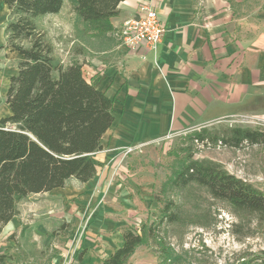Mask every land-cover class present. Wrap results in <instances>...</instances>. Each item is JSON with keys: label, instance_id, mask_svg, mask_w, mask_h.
Listing matches in <instances>:
<instances>
[{"label": "rangeland", "instance_id": "1", "mask_svg": "<svg viewBox=\"0 0 264 264\" xmlns=\"http://www.w3.org/2000/svg\"><path fill=\"white\" fill-rule=\"evenodd\" d=\"M230 2L240 16L264 25V0ZM38 25L65 65L73 61L89 65L108 42L116 41L115 29L92 38L69 1L59 14L44 17ZM16 62L15 58L8 62L12 71ZM236 127L264 130V120L222 121L202 129L222 137ZM202 129L127 146L135 151L122 158L103 146L94 159L98 173L91 185L71 179L63 191L31 195L18 205L13 227L0 234V255L8 257L6 264H101L122 246L126 231L140 233L145 228L152 229L153 238L128 264H246L264 257V223L253 216L238 219L228 205L196 184L180 193L169 188L163 192L189 153L193 160L222 165L264 192V145L232 148L188 139ZM110 152L106 162L103 156ZM169 201L174 202L175 222L165 220Z\"/></svg>", "mask_w": 264, "mask_h": 264}, {"label": "trees", "instance_id": "2", "mask_svg": "<svg viewBox=\"0 0 264 264\" xmlns=\"http://www.w3.org/2000/svg\"><path fill=\"white\" fill-rule=\"evenodd\" d=\"M11 14L5 29L7 48L19 56L18 72L10 78L6 104L11 114L0 120V234L18 216V205L31 195L65 188L71 179L86 184L97 176L94 157L114 123L113 100L89 83L83 63L65 65L40 31L38 22L59 14L69 1L85 32L99 39L114 31L112 19L125 0H1ZM4 46H0L3 49ZM192 142L264 145V130L227 129L222 137L206 129L188 136ZM197 140V141H195ZM163 187L180 193L190 185L205 188L228 205L238 219L253 216L264 223V192L211 161L183 158ZM166 205L165 220L177 221ZM152 229L128 230L123 244L101 264H128L137 249L153 238ZM8 257L0 255V264ZM246 264H264L256 256Z\"/></svg>", "mask_w": 264, "mask_h": 264}, {"label": "crops", "instance_id": "3", "mask_svg": "<svg viewBox=\"0 0 264 264\" xmlns=\"http://www.w3.org/2000/svg\"><path fill=\"white\" fill-rule=\"evenodd\" d=\"M143 1L120 4L112 19L115 31L139 16ZM153 5L166 27L156 51L133 53L115 39L83 68L85 79L113 100L114 123L102 146L115 153L222 121L264 120V25L240 16L230 0H153ZM10 14L0 0V120L11 114L6 94L18 72L19 56L7 48ZM14 58L12 71L8 62ZM106 157L109 162L111 152ZM11 227L13 220L5 229Z\"/></svg>", "mask_w": 264, "mask_h": 264}, {"label": "built area", "instance_id": "4", "mask_svg": "<svg viewBox=\"0 0 264 264\" xmlns=\"http://www.w3.org/2000/svg\"><path fill=\"white\" fill-rule=\"evenodd\" d=\"M115 37L121 45L131 52L156 51L166 33V27L158 18L153 0H144L139 7V16L124 22L122 27L115 31ZM168 135L166 138H171ZM135 151V147H123L116 152L124 157Z\"/></svg>", "mask_w": 264, "mask_h": 264}]
</instances>
